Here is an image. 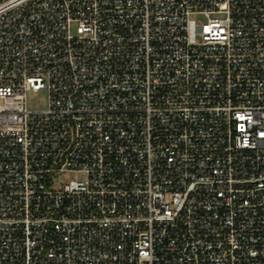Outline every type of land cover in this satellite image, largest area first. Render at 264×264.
Listing matches in <instances>:
<instances>
[{
    "label": "built area",
    "instance_id": "obj_1",
    "mask_svg": "<svg viewBox=\"0 0 264 264\" xmlns=\"http://www.w3.org/2000/svg\"><path fill=\"white\" fill-rule=\"evenodd\" d=\"M0 264H264V0H0Z\"/></svg>",
    "mask_w": 264,
    "mask_h": 264
},
{
    "label": "rangeland",
    "instance_id": "obj_2",
    "mask_svg": "<svg viewBox=\"0 0 264 264\" xmlns=\"http://www.w3.org/2000/svg\"><path fill=\"white\" fill-rule=\"evenodd\" d=\"M47 100H48V95L45 90H39V91H29L27 94V101L28 105L32 109H44L47 106ZM79 174L77 173H66L63 175V178L67 177H77Z\"/></svg>",
    "mask_w": 264,
    "mask_h": 264
}]
</instances>
